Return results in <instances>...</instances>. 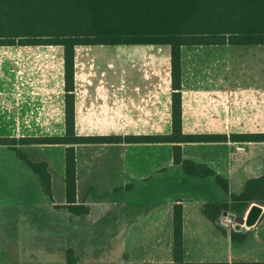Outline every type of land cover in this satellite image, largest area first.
Masks as SVG:
<instances>
[{"label":"crops","instance_id":"obj_1","mask_svg":"<svg viewBox=\"0 0 264 264\" xmlns=\"http://www.w3.org/2000/svg\"><path fill=\"white\" fill-rule=\"evenodd\" d=\"M165 45L74 47L76 136L123 139L74 146L76 204L88 208L87 214L66 207V145H0V264H62L68 250L77 264L172 262L177 204L183 207L186 262H264V208L248 230L224 215L245 220L254 204L234 213L233 196L264 176V142L231 139L264 134V44L181 48L182 134L226 136L225 141L127 142L173 133L171 48L166 45L168 62ZM65 135L64 47L22 45L19 39L0 46V138ZM176 146L186 166L175 163ZM29 162L47 165L51 197ZM209 170L227 181V191ZM209 205L228 209L212 222L203 213ZM63 230L77 238L68 249ZM95 236L111 238L99 244L111 253L123 247V257L97 252ZM127 237L149 240L129 243ZM162 246L166 258L158 259ZM109 258L115 262L106 263Z\"/></svg>","mask_w":264,"mask_h":264},{"label":"trees","instance_id":"obj_2","mask_svg":"<svg viewBox=\"0 0 264 264\" xmlns=\"http://www.w3.org/2000/svg\"><path fill=\"white\" fill-rule=\"evenodd\" d=\"M62 45L65 50L66 135L46 139H3L0 145H66V207L75 214H87L88 208L76 204V144L119 143V137H77L75 134L74 47L103 44H166L171 48L173 87V133L160 136L127 137V142H219L226 136H184L181 131V48L184 45L264 44V0H0V46ZM234 141L264 142V134L233 135ZM26 160L24 155H20ZM176 164L187 165L180 147L174 149ZM41 177L45 194L52 196L46 164L29 162ZM225 191L228 183L213 171ZM264 176L249 180L235 202L263 198ZM247 206V205H246ZM227 206L209 205L205 216L215 222ZM63 264H77L68 252ZM155 264H228L188 263L184 260L183 207L173 209V261ZM233 264H264L240 262Z\"/></svg>","mask_w":264,"mask_h":264},{"label":"rangeland","instance_id":"obj_3","mask_svg":"<svg viewBox=\"0 0 264 264\" xmlns=\"http://www.w3.org/2000/svg\"><path fill=\"white\" fill-rule=\"evenodd\" d=\"M162 47H164L165 48V51L167 52L168 51V53H167V58H166V60L169 62V57H170V55H169V47L168 46H162ZM57 195H58V188H57ZM259 196L261 197V198H263V199H261V200H258V201H250V202H236V203H233L232 205H231V211L232 212H234V213H242L243 211H244V208L246 207V205H250V204H254V205H257V206H259V207H263L264 208V191L263 192H261V193H259ZM114 223H116L117 224V220H115L114 222H113V224ZM62 224H63V226H66V219H65V216L63 215L62 216ZM233 224H235V222L233 223ZM242 228H245V229H250V227L249 226H247L245 223L243 224V227ZM63 238H62V246H63V249L65 248V249H68V247H67V245L69 244H71V243H76V241H77V238H75V237H72V236H70V232L69 231H67V230H63ZM95 237H97L96 239H98V242H96V244H95V246L97 247V248H99V250H97V252H101V253H105V255H109V256H112V255H115V256H119L120 255V258L121 257H123V247H119V246H117V247H114L113 249H115L112 253H111V250L112 249H105L107 246H104V245H100L99 244V242H104V244H105V242H107L108 240H110L111 238H107V236H104V237H99V236H95ZM85 239L86 240H88V239H90V238H83V240L85 241ZM95 239V238H94ZM127 239V241L130 243H133V242H145V241H147V240H149V238H144V237H137V238H129V237H127L126 238ZM166 239L167 238H165V237H159L158 238V241H161V242H163V243H165V241H166ZM163 246H165V244L163 245ZM162 246V250L161 251H159V256H158V259H165L166 258V256H165V253H162L163 251H164V247ZM143 250H145V248H144V245H143V248H142ZM68 252H70L69 250L68 251H64L63 252V255H62V264L63 263H65L66 261H67V254H68ZM128 252V251H127ZM141 252H143L142 250H141ZM71 254H73L72 252H70ZM111 253V254H110ZM130 254H132V251L131 252H129ZM113 260V258H109V261H105L106 263L107 262H109V263H113V262H115V261H112ZM117 261V260H116Z\"/></svg>","mask_w":264,"mask_h":264},{"label":"water","instance_id":"obj_4","mask_svg":"<svg viewBox=\"0 0 264 264\" xmlns=\"http://www.w3.org/2000/svg\"><path fill=\"white\" fill-rule=\"evenodd\" d=\"M262 212V208L254 205L245 220L243 218H235L233 215H228L227 213H224L225 216L228 217L229 220L237 222V227H240L241 224H246L247 226L251 227L253 226L256 221L258 220L260 214Z\"/></svg>","mask_w":264,"mask_h":264}]
</instances>
